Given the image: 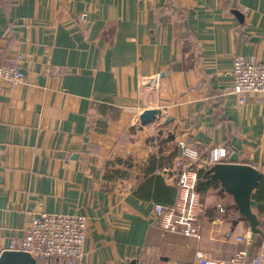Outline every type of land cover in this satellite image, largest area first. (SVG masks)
<instances>
[{"label":"crops","instance_id":"1","mask_svg":"<svg viewBox=\"0 0 264 264\" xmlns=\"http://www.w3.org/2000/svg\"><path fill=\"white\" fill-rule=\"evenodd\" d=\"M0 49L1 63L22 55L25 76L0 80V253L38 211L84 217L87 264L262 252L264 201L253 234L230 194L202 192L196 239L164 233L135 192L152 155L175 189L184 147H225L224 162L264 175V93L239 104L229 90L234 55L264 61V0H0ZM146 109L160 115L141 125Z\"/></svg>","mask_w":264,"mask_h":264},{"label":"built area","instance_id":"2","mask_svg":"<svg viewBox=\"0 0 264 264\" xmlns=\"http://www.w3.org/2000/svg\"><path fill=\"white\" fill-rule=\"evenodd\" d=\"M1 57V49H0ZM22 55L0 62V80L10 87H16L25 81L20 68ZM47 71L52 74L63 72L61 67L51 65ZM232 84L230 92L236 101L243 104L248 93H264V61H258L254 55L233 56L231 68ZM225 147H214L204 157L192 147H184L182 157L177 159L172 168L175 179V198L171 204H154L153 215L158 227L164 232L180 233L198 239L202 227L201 192L197 190V170L207 169L211 165L224 162ZM179 178L176 179L177 171ZM223 213V206L217 205ZM264 227V224H263ZM87 235L85 219L81 215L62 213L50 214L38 211L29 215L23 235L11 241L5 250L23 251L31 254L36 263L45 264H87L84 260V243ZM238 237V241L247 239ZM197 264H241L239 253L226 261L210 259L200 251L195 255ZM248 263L264 264V249Z\"/></svg>","mask_w":264,"mask_h":264},{"label":"water","instance_id":"3","mask_svg":"<svg viewBox=\"0 0 264 264\" xmlns=\"http://www.w3.org/2000/svg\"><path fill=\"white\" fill-rule=\"evenodd\" d=\"M160 115L159 109H146L139 114L141 125L152 123ZM167 121H165L166 123ZM162 131H159L161 133ZM168 136L173 138L171 133ZM212 178L219 182L220 191L230 194L239 213L240 221H246L250 231L254 234L260 232L257 228L259 221L257 215L251 210L255 201L251 198L253 190L257 187L262 174L247 164L219 162L206 169ZM177 171L176 179L179 178ZM236 224V222L234 223ZM251 233V234H252ZM0 264H37L34 257L23 251L3 250L0 253Z\"/></svg>","mask_w":264,"mask_h":264},{"label":"trees","instance_id":"4","mask_svg":"<svg viewBox=\"0 0 264 264\" xmlns=\"http://www.w3.org/2000/svg\"><path fill=\"white\" fill-rule=\"evenodd\" d=\"M160 165L161 163L157 161L154 155L149 157L147 166L143 169V182L137 187L135 193L137 197L150 200L155 202V204H171L174 200L175 189L166 186L161 176L154 175L156 168ZM114 175L123 177L125 173L117 170ZM197 177V190L201 193L219 187V182L212 178L211 174L204 168L197 170ZM251 198L256 203L264 201V175H262ZM37 264H45V262L39 261Z\"/></svg>","mask_w":264,"mask_h":264},{"label":"rangeland","instance_id":"5","mask_svg":"<svg viewBox=\"0 0 264 264\" xmlns=\"http://www.w3.org/2000/svg\"><path fill=\"white\" fill-rule=\"evenodd\" d=\"M200 169V168H199Z\"/></svg>","mask_w":264,"mask_h":264}]
</instances>
